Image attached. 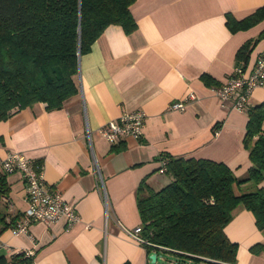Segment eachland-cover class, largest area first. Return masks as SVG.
<instances>
[{"label":"crops","instance_id":"obj_1","mask_svg":"<svg viewBox=\"0 0 264 264\" xmlns=\"http://www.w3.org/2000/svg\"><path fill=\"white\" fill-rule=\"evenodd\" d=\"M263 4L134 0L130 12L136 27L126 32L120 24H109L80 54L75 95L59 108L35 102L0 120V159L8 151H20L41 163L48 185L58 188L79 215L68 228L57 221L49 227L32 223L28 233L18 236L0 230L7 245L0 247V257L8 261L2 264H14L11 255L29 248L34 250L30 264H150L153 251L134 241L126 229L141 224L136 204L141 181H169L158 174L165 173L160 169L166 159L162 155L208 158L226 164L236 177H246L250 162L242 138L247 112L221 101L215 89L234 65L243 63L237 57L240 47L264 28L263 20L231 31L226 14L241 19ZM249 48L248 66L264 54V37ZM202 73L215 83L205 84ZM190 92L195 98L184 110L167 108ZM262 101L264 85L249 97L250 105ZM134 109L145 112L140 138L125 137L113 145L99 134L104 123ZM6 181L13 212L19 215L26 207L21 175L8 174ZM260 185L264 187V181ZM251 189L250 182H244L237 193ZM7 210L0 198V215ZM224 231L238 245L232 264H264V246L259 247L264 231L250 210L237 206Z\"/></svg>","mask_w":264,"mask_h":264},{"label":"trees","instance_id":"obj_2","mask_svg":"<svg viewBox=\"0 0 264 264\" xmlns=\"http://www.w3.org/2000/svg\"><path fill=\"white\" fill-rule=\"evenodd\" d=\"M133 2L0 0V120L35 102H44L47 109L59 108L75 95L80 54L90 49L109 24L132 31L136 27L130 12ZM263 20L264 4L241 19L226 14L231 31ZM263 37L264 28L240 47L237 57L243 64L248 61L249 47ZM200 77L207 85L215 83L208 73ZM246 112L242 138L250 162L246 177H236L223 162L164 154L169 182L153 188L144 178L138 185L136 204L143 235L165 248L146 245L148 252L170 251L203 264L234 263L238 245L226 236L224 227L239 205L253 213L255 224L264 231V187L260 185L264 181V101L249 105ZM244 182H250L252 189L237 193ZM8 193L2 175L0 196ZM3 218L0 215V221ZM21 253L11 255L9 262L24 261ZM0 261L8 262L1 257Z\"/></svg>","mask_w":264,"mask_h":264},{"label":"built area","instance_id":"obj_3","mask_svg":"<svg viewBox=\"0 0 264 264\" xmlns=\"http://www.w3.org/2000/svg\"><path fill=\"white\" fill-rule=\"evenodd\" d=\"M264 85V54L258 55L255 61L247 64L237 63L227 76L226 81L215 89V95L221 101H230L232 107L238 110L249 108V97L256 87ZM195 98L194 92L188 93L181 100L171 102L167 108L170 110H184L186 104ZM145 112L142 109H134L122 112L116 119L109 120L99 127V134L110 144H117L125 137L140 138L143 133ZM86 137L90 138L89 129L86 130ZM161 170L165 169L166 161L163 160ZM13 173L21 175L26 207L17 215L14 213V205L7 194H1L0 198L7 204V213L0 221V230L7 229L12 235L18 236L29 232L30 225L41 222L46 227L57 221H61L68 228L78 220L74 204L66 201L60 190L48 185L44 176L42 164L34 162L23 152L8 151L0 159V186L1 176ZM128 235L141 245H151L160 249L163 246L150 242L143 235V226L136 225L126 229ZM0 238V247L7 246ZM34 256L33 248L25 249L22 253L24 261L18 264H30Z\"/></svg>","mask_w":264,"mask_h":264},{"label":"rangeland","instance_id":"obj_4","mask_svg":"<svg viewBox=\"0 0 264 264\" xmlns=\"http://www.w3.org/2000/svg\"><path fill=\"white\" fill-rule=\"evenodd\" d=\"M158 174H159V176L166 177V178H168V180H170V176L168 174L161 173V172H158ZM168 182L169 181H167V183ZM149 184H150V186H152L154 188H159V187L165 185L166 183L163 185L162 184L161 185H155V184H151V183H149ZM155 264H203V263L195 261L192 258L180 256V255L175 254V253L170 252V251H159Z\"/></svg>","mask_w":264,"mask_h":264},{"label":"water","instance_id":"obj_5","mask_svg":"<svg viewBox=\"0 0 264 264\" xmlns=\"http://www.w3.org/2000/svg\"><path fill=\"white\" fill-rule=\"evenodd\" d=\"M156 257H157V254H156L155 252H153V253H151V254L149 255L150 262H151L152 264H155V262H156Z\"/></svg>","mask_w":264,"mask_h":264},{"label":"bare ground","instance_id":"obj_6","mask_svg":"<svg viewBox=\"0 0 264 264\" xmlns=\"http://www.w3.org/2000/svg\"><path fill=\"white\" fill-rule=\"evenodd\" d=\"M119 142H120V141H119ZM119 142H118V143H119ZM118 143H117V144H118ZM114 145H116V144H114ZM163 160H166V159L164 158V159H162V161H163ZM162 161H161V163H162ZM36 163H37V162H36ZM40 164H41V163H40ZM161 168H162V165H161ZM161 168H160V169H161ZM165 169H166V166H165ZM165 169H163V171H164ZM7 195H8V194H7ZM5 215H6V214H5ZM5 215H4V216H5ZM1 221H2V220H1ZM23 252H24V250L22 251V253H23ZM16 253H19V252H16ZM22 253H21V254H22ZM13 254H14V253H13ZM156 254H157V253H156ZM156 259H157V257H156ZM30 260H31V259H30Z\"/></svg>","mask_w":264,"mask_h":264}]
</instances>
